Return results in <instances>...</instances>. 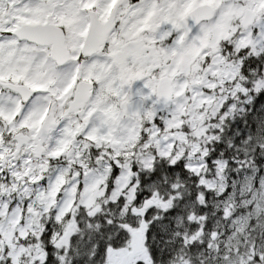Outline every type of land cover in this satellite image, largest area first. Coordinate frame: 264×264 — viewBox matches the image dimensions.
<instances>
[{
  "label": "snow or ice",
  "instance_id": "1",
  "mask_svg": "<svg viewBox=\"0 0 264 264\" xmlns=\"http://www.w3.org/2000/svg\"><path fill=\"white\" fill-rule=\"evenodd\" d=\"M0 264H264V0H0Z\"/></svg>",
  "mask_w": 264,
  "mask_h": 264
}]
</instances>
